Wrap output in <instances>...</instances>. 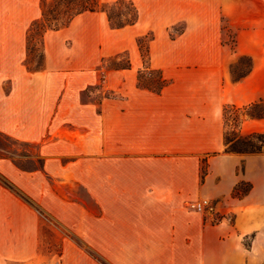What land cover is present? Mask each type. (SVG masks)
I'll use <instances>...</instances> for the list:
<instances>
[{"label": "crops", "instance_id": "crops-1", "mask_svg": "<svg viewBox=\"0 0 264 264\" xmlns=\"http://www.w3.org/2000/svg\"><path fill=\"white\" fill-rule=\"evenodd\" d=\"M133 1L138 18L131 24L114 27L97 8L45 29L43 64L31 67L28 35L41 0H0V130L38 143L46 171L83 186L84 203L61 196L59 205L44 204L88 244L163 247V264H264L260 230L247 241L241 229L244 210L264 211L254 178L264 157L226 151L223 114L226 105L264 102V0ZM222 14L237 27L235 48L221 41ZM181 20L185 29L168 46V28ZM150 29L145 63L136 38ZM188 37L195 40L182 45ZM124 49L128 65L108 69L109 86L122 92L87 94L100 82L102 57ZM240 55L252 66L234 79L230 66ZM143 68L160 69L166 84L140 86ZM243 122L264 125V117ZM58 156L73 158L59 168ZM37 173L0 157V235L8 240L22 210L35 213L15 184L31 193L26 180ZM242 178L255 185L238 197L237 224L191 207L208 197L218 210L216 199L232 196ZM3 236L0 246L9 243Z\"/></svg>", "mask_w": 264, "mask_h": 264}, {"label": "rangeland", "instance_id": "rangeland-1", "mask_svg": "<svg viewBox=\"0 0 264 264\" xmlns=\"http://www.w3.org/2000/svg\"><path fill=\"white\" fill-rule=\"evenodd\" d=\"M94 1L97 2L98 0H41L42 15L32 24L28 35V56L26 58L28 65L39 67L43 64L42 34L48 27V17L53 19L54 22L65 21L71 13L81 8V4H90ZM98 3L97 8L105 7L108 10L112 18L110 20L111 24L112 22H125L128 19L135 18L136 15L138 16V8L133 0H99ZM54 17L57 18L54 19ZM220 18L221 41L223 44L235 48L237 27L224 14L220 15ZM185 26L184 20L169 26L170 40L167 43L168 46L174 44L171 39L178 37L184 31ZM154 36V30L150 29L136 38V44L145 63L148 61L149 44ZM118 38L122 37L119 36ZM194 40L195 37H188L182 45L187 46V43L191 44ZM128 63V49L120 50L110 56H103L99 65L100 82L89 87L86 93L99 96L122 92L113 86H109L108 69L121 68L128 65ZM251 66L252 58L249 55L238 56L230 66L232 77L238 79L241 75L246 74ZM161 76L160 69L143 68L139 72L141 80H138V84L140 86L149 84L152 87H157L161 84ZM261 108L264 110V102L258 107V109ZM240 113L235 107L226 105L223 114L227 132L237 128H240L244 133L255 129L264 130L263 124L252 125L247 123L244 125L243 121L250 117L246 116L242 123L238 120V118H241ZM32 143L16 142L11 138L0 135V157L12 159L25 171H38L35 178L31 181L26 180L31 193L15 184L16 190L19 188L21 195L28 198L25 202L31 206L35 213L32 214L29 210H22L20 229L15 231L14 239L8 240L10 236L6 233H4V236L0 235L6 239V242H9L0 246V264H163V247L138 245L93 246L88 244V240L80 237L75 230L69 228L60 217L53 214L44 204L45 201L52 203L53 206L59 205L62 196L66 200L84 203V200H89L88 194L83 186L77 182L66 183L62 181L61 172L46 171L44 166L37 168V160L44 159L45 155L43 156L40 153L38 143ZM251 154L264 157V151ZM72 158L71 156H58L56 157V164L60 168V164H64ZM240 165V172L242 173L244 165L243 163ZM204 170L207 171V164L202 161L201 174ZM261 171H264L261 162L256 163L254 165V178L258 180L259 192L264 191V172H262V175ZM241 181L243 183L237 193H234L233 190L232 196L216 199L222 201L218 210L215 209V201L210 198L213 208L203 211V213H212L213 221L225 216L230 222L237 224L238 214L234 211V207L237 205L238 197L245 195L243 193L245 189L251 187L250 191L255 185L254 181L247 178H242L238 183ZM63 185L66 187L65 189ZM244 211L247 213L242 215L244 218V227L241 228L244 230L242 236L250 241L260 230L261 236L264 237V211L256 213H251L252 210L248 209Z\"/></svg>", "mask_w": 264, "mask_h": 264}, {"label": "trees", "instance_id": "trees-1", "mask_svg": "<svg viewBox=\"0 0 264 264\" xmlns=\"http://www.w3.org/2000/svg\"><path fill=\"white\" fill-rule=\"evenodd\" d=\"M98 1L97 2L94 1L93 3H90V4H85V3L81 4V8H78L76 11L71 13L69 15L68 19H66L65 21L54 22L53 19H50L48 17L49 23H48L47 28H59L63 25H66L76 14H78L82 11L97 9L98 4H99ZM102 8L107 10L105 7H102ZM107 12H108V10H107ZM44 15H45V13H44ZM108 15H109V18L111 20L112 18H111V15L109 14V12H108ZM55 18H57V17H54V19ZM137 18H138V16L136 15L135 18L128 19L125 22H122V21L112 22V25L114 27H121V26H124L126 24L134 23L137 20ZM246 74L241 75L238 79L242 78ZM139 79L141 80V77ZM164 84H166V79H164L162 77L161 84L159 86L152 87L149 84H144V86L159 91L164 86ZM262 104H263V101L261 99L259 101L254 102V103H251L249 105H244V106L228 105V106H233L241 112L240 113L241 118H238V120H240L242 122L246 116L252 117V118L263 117L264 116L263 108L258 109V107ZM0 135L5 137V138H11V139L15 140L16 142L33 144L32 142L18 139V138L14 137L8 133H5L1 130H0ZM224 138H225V144H226L225 149H226V151H229V152L253 153V152H263L264 151V130H252L250 132L244 133L241 131L240 128H237V129H233L231 132L226 131ZM203 161L206 162V158H204ZM37 163H38L37 164L38 167L37 166L36 167L42 168L44 166V159L43 158L38 159ZM205 174H206V170H204L202 172V174H201L202 178H204ZM242 183H243V181H241L240 183H238L235 186L234 193H237L239 191ZM250 188L245 189L243 191V193L244 194L248 193ZM25 198H27V197H25Z\"/></svg>", "mask_w": 264, "mask_h": 264}, {"label": "built area", "instance_id": "built-area-1", "mask_svg": "<svg viewBox=\"0 0 264 264\" xmlns=\"http://www.w3.org/2000/svg\"><path fill=\"white\" fill-rule=\"evenodd\" d=\"M192 207L198 211H206L213 208V204L210 198L200 197L191 203Z\"/></svg>", "mask_w": 264, "mask_h": 264}]
</instances>
